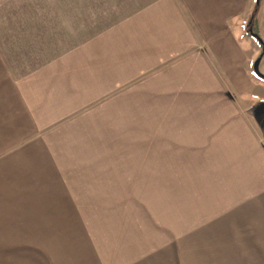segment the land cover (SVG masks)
Here are the masks:
<instances>
[{
    "label": "crops",
    "instance_id": "0c3cea01",
    "mask_svg": "<svg viewBox=\"0 0 264 264\" xmlns=\"http://www.w3.org/2000/svg\"><path fill=\"white\" fill-rule=\"evenodd\" d=\"M239 5L8 10L0 222L80 240L91 264H264V80Z\"/></svg>",
    "mask_w": 264,
    "mask_h": 264
},
{
    "label": "rangeland",
    "instance_id": "374dc122",
    "mask_svg": "<svg viewBox=\"0 0 264 264\" xmlns=\"http://www.w3.org/2000/svg\"><path fill=\"white\" fill-rule=\"evenodd\" d=\"M239 5L241 10L246 11L248 8V14L245 18L243 13L242 18H239V23L242 24V33L245 35V40L252 42L251 36L247 32V20L252 12L255 0H232ZM49 0H0V22L1 19L7 17L8 10L21 7H33V6H47ZM258 12L255 17V33L259 36L262 46L260 45L259 54L254 57L252 63L258 57L260 58V72L264 75V0H259ZM236 6V4L234 5ZM237 7V6H236ZM6 15V16H4ZM250 76H254L252 66L249 68ZM257 78V77H256ZM264 101V100H261ZM7 200V198L5 197ZM2 199H0V214L9 207H3ZM159 209V208H158ZM153 214L157 212V208L152 206ZM159 212V210H158ZM160 214V213H159ZM24 225V224H22ZM122 224H119V226ZM12 230L9 227H12ZM17 223L0 222V264H91L88 258V253L85 249L81 248L80 240H33L27 239L22 236L21 239L17 237ZM5 236V237H4ZM21 241V247L18 246V242ZM44 241V242H43ZM27 245L26 247H24ZM33 244V245H32ZM66 245V246H65ZM34 247H36L34 251ZM39 251L41 253H39ZM83 253V255L81 254ZM182 261H186L191 264V257L181 255ZM190 262V263H189Z\"/></svg>",
    "mask_w": 264,
    "mask_h": 264
},
{
    "label": "trees",
    "instance_id": "16d2710c",
    "mask_svg": "<svg viewBox=\"0 0 264 264\" xmlns=\"http://www.w3.org/2000/svg\"><path fill=\"white\" fill-rule=\"evenodd\" d=\"M259 3V0H255V3H254V6H253V9H252V12L250 13V16L247 20V24H246V27H247V32L249 33V31H251L252 33L256 34L255 32V17L257 15V12H258V4ZM259 45H263L262 42L259 40V39H255Z\"/></svg>",
    "mask_w": 264,
    "mask_h": 264
},
{
    "label": "water",
    "instance_id": "95a60500",
    "mask_svg": "<svg viewBox=\"0 0 264 264\" xmlns=\"http://www.w3.org/2000/svg\"><path fill=\"white\" fill-rule=\"evenodd\" d=\"M249 35L252 36L255 39H259L260 40L259 36L257 34L252 33L251 31H249ZM259 62H260V58L257 57L256 60L253 62V66H252L253 73L257 77H259L260 79L264 80V75L259 70Z\"/></svg>",
    "mask_w": 264,
    "mask_h": 264
}]
</instances>
